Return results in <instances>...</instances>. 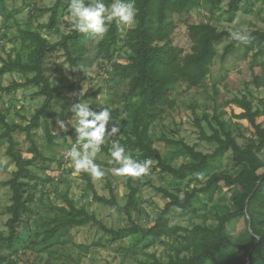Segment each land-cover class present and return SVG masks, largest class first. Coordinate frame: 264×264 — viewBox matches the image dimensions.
Wrapping results in <instances>:
<instances>
[{
	"label": "rangeland",
	"instance_id": "rangeland-1",
	"mask_svg": "<svg viewBox=\"0 0 264 264\" xmlns=\"http://www.w3.org/2000/svg\"><path fill=\"white\" fill-rule=\"evenodd\" d=\"M228 1L201 0L197 7L192 8L180 19L177 14H171L176 21V28L171 33L169 42L182 50L181 56L191 51V41L187 33L189 23H212L218 30L229 31L230 34L234 31L247 34L254 30L264 32L263 0H240L238 10L233 15L227 12ZM54 2L55 0H0V66L8 58L15 57H20L23 62H30L31 49L21 42L23 30L36 31L50 43L60 41L62 35L71 32L69 0H63L52 28L48 26L50 13L39 12L40 8L52 6ZM126 30L123 26L118 30L119 38L112 61H124L129 55L124 43ZM230 39V36H225L215 43V56L203 82L197 86H189L182 81L176 82L169 93L168 103L158 109V116L148 124V134L160 150L163 161L172 166L178 167L181 163L191 160L184 145L203 153L214 151L217 143L203 139L201 129L207 135L212 134L213 128L220 131L217 119L224 122L239 145H244L250 138H256L249 122L235 117V114L243 110L235 98L244 96L250 101L252 110L257 112L256 121L264 126V65H260L264 62V57L260 55L257 61L253 62L252 52L246 53L240 45L223 56ZM97 41L94 39L74 66L67 61L63 49L57 48L47 52L43 59V71L51 85L68 96L95 93L96 95L80 101L89 104L90 109L98 112L103 107L109 110L117 108L121 126L118 136L123 139L132 128L133 117L140 108V98L125 97L128 80L111 77L112 63L96 56ZM71 52L72 55L78 56L76 48L72 47ZM34 74L12 70L0 75V111L7 122L25 125L35 110L42 105L44 95L39 93L40 83L10 91L3 89L13 82H23ZM253 76L257 77V83L252 81ZM72 104L73 101L54 95L46 109L51 114L48 119L51 133H65V137L54 138L52 143H48L43 125L32 131L43 158L35 157L34 153L29 151L30 143L25 133H13L17 148L25 158L31 159L29 168L36 179L26 181V194L31 196V201L28 203V210L20 219L18 236L13 247L8 249L4 243H0V253L10 259L12 264L46 261L53 264L167 262L191 254L192 248L189 251L183 249L184 228H191L195 224L214 227L217 225L218 216L232 210V189L220 183L217 189L197 193L191 201L192 209L182 212L171 208L168 213L167 233L152 244H149L148 240L141 242L140 233L114 239L91 222L67 226L51 240L43 241L46 230L69 217L70 209L64 201L65 194L76 208H84L108 228L119 229L132 223L148 227L152 225L155 216L160 214L167 200L158 188L182 196L193 188L204 186L214 172L234 174L239 170L231 159V150L212 159L209 168L201 175L189 174L183 179L161 171L156 161L151 160L148 174L131 177V184L137 189L135 208L128 215L118 213L92 198L83 177V174H86L91 178L99 195L108 197L112 191L117 202L124 205L129 193L127 178L115 174V168L107 165L111 159L109 151L101 150L94 158V163L105 173L99 179L87 172H77L70 158L64 160V154L70 145L76 142L74 126L78 125V121L69 110ZM58 119L67 124L65 131L59 129ZM196 119H199L200 128L195 122ZM2 131L0 123V134ZM165 140L178 143H168ZM6 148L7 144L0 139V234L4 236L8 234L6 222L9 214L6 206L11 203V190L8 186L1 185V182L9 179L15 169L14 163L6 154ZM78 148L83 150L82 146ZM261 156L264 159V151ZM262 171L264 169L260 170ZM244 227V218H240L229 224L228 231L237 235Z\"/></svg>",
	"mask_w": 264,
	"mask_h": 264
},
{
	"label": "trees",
	"instance_id": "trees-1",
	"mask_svg": "<svg viewBox=\"0 0 264 264\" xmlns=\"http://www.w3.org/2000/svg\"><path fill=\"white\" fill-rule=\"evenodd\" d=\"M239 1H228L227 12L230 15L238 10ZM62 2L63 0H55L52 6L39 9L40 13H50L48 23L50 28L56 23ZM112 2L113 0H104L106 5H110ZM200 3L201 0H135L138 10L136 24L134 28L126 30L124 39L129 55L124 61H112L120 28L113 21L105 37L96 42V56L112 63L110 71L112 78L128 80L129 86L124 94L126 98L133 96L140 98V108L137 109L133 117L130 132L119 140V144L125 148L126 153L140 162L146 159L155 160L161 171L167 172L177 179H183L189 174L201 175L209 168L212 159L231 150V159L239 170L234 174L222 171L214 172L206 180L204 186L193 188L182 196L158 188L167 200L160 214L155 216L152 225L148 227L132 223L130 226L119 229L108 228L95 215L86 212L84 208H76L73 201L65 194L64 201L70 209L69 217L46 230L43 241L51 240L67 226L91 222L98 225L114 239H122L140 233L141 242L148 240L149 244H152L161 235L167 233L168 213L171 208L186 212L192 209L191 201L197 193L217 189L219 184L223 183L232 189V210L218 216L217 225L214 227L195 224L191 228H184L183 249L189 251L192 248L190 255L176 257L167 262L150 264H264V171L260 172L261 169H264V159L261 156L264 151V126L256 121L257 112L252 110L250 101L244 96L235 98V101L243 109L239 114H235V117L246 119L253 128L256 138H250L244 145H239L230 130L225 127L224 122L215 116L220 131L213 128L212 134L207 135L201 129L203 139L217 143L214 151L203 153L184 145L191 160L181 163L178 167L163 161L160 150L154 145V141L148 134V124L158 116V109L168 103L172 86L178 81L185 82L189 86L201 84L209 73V67L215 56V43L221 41L225 36L231 38L229 31H220L212 23L198 22L187 24V33L191 41L190 53L181 56L182 50L170 44L169 37L176 28V21L171 14H177L180 19ZM21 35L22 44L31 49L30 62H23L20 57L8 58L0 66V75L12 70L34 72L35 74L23 82H13L3 89L10 91L33 83H40L39 93L44 95V101L25 125L7 122L0 111V123L3 127L0 139H3L7 144L6 154L15 165L11 177L1 182V185L8 186L11 190V203L6 206V211L9 214L6 222L8 234L6 236L0 234V243H4L8 249L13 247L14 240L18 236L20 219L22 214L28 210V203L31 201V196L26 194V181L36 179L29 168L31 159L25 158L17 148L13 133H25V137L30 143L29 151L33 152L35 157L43 158L33 138L32 131L34 129L43 125L48 143H52L54 138L66 136L65 133L52 134L49 128L48 119L51 114L46 109L53 96L57 95L63 100L77 103L88 96L96 95L95 93H84L77 97L68 96L53 87L43 71V59L47 52L55 51L57 48L63 49L67 61L74 66L77 64V59L94 42L93 38L77 33L73 29L68 34L62 35L60 41L54 43H50L38 32L32 30H23ZM248 35L251 40L246 44L238 43L231 38L224 49L223 56L240 45L244 47L246 53L252 52L253 62L257 61L260 55L264 57V32L254 30ZM72 47L78 50V56L72 55ZM260 65L262 67L264 62ZM252 81L257 83V77L253 76ZM110 111V119L107 124L109 129L119 119L117 108ZM203 118L206 119L205 116ZM195 122L200 128L199 119H196ZM165 141L178 143L171 140ZM101 150L108 152L105 147ZM107 165L114 168L119 167L115 163ZM83 177L95 201L109 206L118 213L127 215L135 208L137 189L131 184V176H125L129 193L124 205L117 202L112 191L108 197L99 195L91 178L86 174H83ZM240 218H244L245 227L240 233L233 235L228 231L229 224ZM131 251L134 252V250ZM0 264H12V261L0 253ZM32 264L53 263L46 261Z\"/></svg>",
	"mask_w": 264,
	"mask_h": 264
},
{
	"label": "clouds",
	"instance_id": "clouds-1",
	"mask_svg": "<svg viewBox=\"0 0 264 264\" xmlns=\"http://www.w3.org/2000/svg\"><path fill=\"white\" fill-rule=\"evenodd\" d=\"M70 19L72 29L96 40H102L109 30L110 24L115 21L117 26L131 29L135 27L137 8L135 0H113L106 5L104 0H69ZM231 38L238 43H248L251 37L246 32L234 31ZM77 118L78 125L74 126L76 132V144L67 152L77 172L90 173L94 178H102L105 173L99 165L94 163V158L101 151L106 137H115L121 131L120 122L117 120L106 133V125L110 119L111 111L102 108L100 111L90 109L89 104L77 102L69 109ZM70 124L71 122L68 121ZM61 131H65L67 124L63 120H57ZM82 145V151L77 147ZM111 159L108 163L118 164L114 169L115 174L131 177H141L149 172L152 165L151 159L140 162L126 154V150L118 141H113L110 151Z\"/></svg>",
	"mask_w": 264,
	"mask_h": 264
},
{
	"label": "built area",
	"instance_id": "built-area-1",
	"mask_svg": "<svg viewBox=\"0 0 264 264\" xmlns=\"http://www.w3.org/2000/svg\"><path fill=\"white\" fill-rule=\"evenodd\" d=\"M108 131H110V129L107 127V125H106V133L108 132ZM119 140H120V137L118 136V134H117V136H115V137H106L105 138V143H104V145H102L101 146V148H107V150L110 152L111 151V149H112V144H113V141H118L119 142ZM74 144H76V142H73L71 145H70V147H69V149L74 145ZM79 146H82V145H77V147H79ZM68 149V150H69ZM67 150V151H68ZM66 151V152H67ZM64 160L66 161V160H68L69 158L66 156V153L64 154ZM62 167V166H61ZM63 168V167H62Z\"/></svg>",
	"mask_w": 264,
	"mask_h": 264
}]
</instances>
